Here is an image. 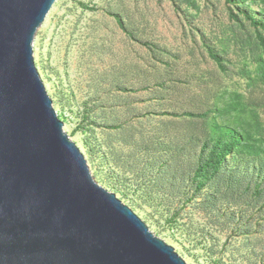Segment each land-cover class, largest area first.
Masks as SVG:
<instances>
[{
	"label": "rangeland",
	"instance_id": "rangeland-1",
	"mask_svg": "<svg viewBox=\"0 0 264 264\" xmlns=\"http://www.w3.org/2000/svg\"><path fill=\"white\" fill-rule=\"evenodd\" d=\"M249 16L264 0H56L33 42L96 180L188 264H264V28ZM217 123L261 152L229 159L238 182L197 169Z\"/></svg>",
	"mask_w": 264,
	"mask_h": 264
},
{
	"label": "water",
	"instance_id": "water-1",
	"mask_svg": "<svg viewBox=\"0 0 264 264\" xmlns=\"http://www.w3.org/2000/svg\"><path fill=\"white\" fill-rule=\"evenodd\" d=\"M56 0H0V264H188L101 185L33 42Z\"/></svg>",
	"mask_w": 264,
	"mask_h": 264
},
{
	"label": "trees",
	"instance_id": "trees-1",
	"mask_svg": "<svg viewBox=\"0 0 264 264\" xmlns=\"http://www.w3.org/2000/svg\"><path fill=\"white\" fill-rule=\"evenodd\" d=\"M252 23L255 26H263L264 20L257 19L254 16H249ZM123 25V23H122ZM261 39L264 41V36L261 35ZM212 55L217 61H221L220 57L212 52ZM262 78L264 79V62L262 64ZM217 110V109H216ZM219 110V109H218ZM212 111L204 113L189 112L192 116L209 117ZM220 113L217 111L214 117ZM208 120V119H207ZM216 123V122H215ZM201 138V137H200ZM201 156L198 160V171L204 178H212L215 176H229L234 182H238L242 179L240 174L242 173L243 166L234 165V168L228 163L230 158L237 157L238 163H242L244 160V154H247V158L250 156L260 155L258 147L255 148L254 138L252 136H245L240 130L235 127L224 126L221 124H215V132L209 138H205L202 142ZM241 159V160H239ZM251 169L248 165H244ZM255 172L258 176L264 177V162L260 164L258 170L255 168ZM202 184V182H200ZM257 192L261 194L264 191V184L257 182ZM263 188V189H262Z\"/></svg>",
	"mask_w": 264,
	"mask_h": 264
}]
</instances>
